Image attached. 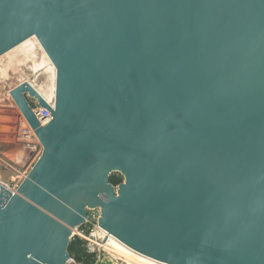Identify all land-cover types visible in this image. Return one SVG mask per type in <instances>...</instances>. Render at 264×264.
<instances>
[{"label": "water", "instance_id": "obj_1", "mask_svg": "<svg viewBox=\"0 0 264 264\" xmlns=\"http://www.w3.org/2000/svg\"><path fill=\"white\" fill-rule=\"evenodd\" d=\"M30 37L55 92L9 93L42 150L0 187V264H65L88 209L158 262L264 264V0H0V56Z\"/></svg>", "mask_w": 264, "mask_h": 264}, {"label": "built area", "instance_id": "obj_2", "mask_svg": "<svg viewBox=\"0 0 264 264\" xmlns=\"http://www.w3.org/2000/svg\"><path fill=\"white\" fill-rule=\"evenodd\" d=\"M10 90L8 92L7 100L11 102V107L13 106L17 109V113L12 124L13 149L8 151L6 155H0V187H3L9 192H15L32 166L40 157L42 148L33 130L30 128L27 121L12 100L9 94ZM48 104L52 107L53 101L48 102ZM29 106L40 125H46L51 120V113L49 110L42 108L37 104L35 106L29 104ZM94 211H97V213L95 212V215H92L91 217L87 215L84 222L72 231L71 239L77 237L82 240V247L84 248V251L86 254L92 256V264H102V262L106 259L103 256V253H107V243L104 242L106 232L102 230L98 224V220L100 218L99 209L91 210V212ZM65 264L85 263L83 260H78L73 255H69ZM113 264L127 263L122 261L120 258H115Z\"/></svg>", "mask_w": 264, "mask_h": 264}, {"label": "rangeland", "instance_id": "obj_3", "mask_svg": "<svg viewBox=\"0 0 264 264\" xmlns=\"http://www.w3.org/2000/svg\"><path fill=\"white\" fill-rule=\"evenodd\" d=\"M33 49H32V54L30 56H32V59L35 62H40L42 59V56H41L42 52L39 50L37 45H35ZM6 54H4L3 56H0V69L7 68L9 65V63H7V60L9 58ZM15 57H16V59L21 60V63L17 64L15 62L14 64H10V66L7 68L6 74H5V75H8V77L5 75H4L5 78L1 77V75L3 73L2 74L0 73V109H1V112H0V155L1 154L6 155L8 151L13 149L12 124H13V119L17 113V109H15V107H13V106L11 107V102L9 100H7L9 90L11 88L15 87V85L17 86L18 84L25 82V81L27 82V80H28V82L31 83V85H33V87L39 93H41V95H48V94H50V90H51L53 81L55 82V78L53 79L52 73L48 72L49 70L40 69V70L34 71L31 68L29 69V67L32 66V61L26 62L24 60V56L21 53H17L15 55ZM35 57H37V58H35ZM1 64L4 67L1 66ZM46 70H47V72H46ZM6 78H7V80H6ZM25 98L28 101V103L31 104L32 106H35L37 104L36 100L34 98L28 96L27 94H25ZM10 158H11V155H10ZM7 175H8V173H7ZM116 187H114V189H116ZM96 210H98V209H96ZM86 211H87V215H89L90 217L97 213V211L91 212L90 209H88ZM103 256L106 259L102 262V264H113L115 258L116 259L120 258L122 261L127 262V260L125 258H122L121 256H119L115 253L113 254V252L110 251L109 249H107V253L106 252L103 253Z\"/></svg>", "mask_w": 264, "mask_h": 264}, {"label": "bare ground", "instance_id": "obj_4", "mask_svg": "<svg viewBox=\"0 0 264 264\" xmlns=\"http://www.w3.org/2000/svg\"><path fill=\"white\" fill-rule=\"evenodd\" d=\"M37 45L39 50L42 52V59L40 62H35L32 59V56H30L32 54V49L34 48V46ZM34 50V49H33ZM17 53H21L24 56V60L26 62L28 61H32V66L29 67V69L31 68L32 70L36 71V70H40V69H47L49 70L48 72L52 73L53 79L55 78V69L53 67V65L51 64V62L49 61L46 53L44 52V50L42 49V47L40 46L39 42L37 41V39L35 37H30L28 39H26L25 41H23L20 45H18L17 47H15L14 49H12L11 51H9L6 55L8 56V60L7 63H9L8 67L10 66V64H14L15 62L17 64L21 63V60L16 59L15 55ZM34 53V52H33ZM35 54V53H34ZM3 56V55H2ZM20 57V56H19ZM2 58V57H1ZM37 58V57H35ZM5 59V58H4ZM7 59V58H6ZM29 64V63H28ZM5 65V64H4ZM7 65V64H6ZM1 66H3L1 64ZM22 66V65H21ZM4 67V66H3ZM7 67V66H6ZM7 67V68H8ZM17 67V66H16ZM19 67V66H18ZM47 67V68H46ZM7 68H2L0 69V73L3 75H1V77H4V75L6 74V70ZM46 70V72H47ZM13 71V70H12ZM16 71V70H15ZM8 72V71H7ZM33 72V71H32ZM8 77V75H5ZM23 77V76H22ZM5 78V77H4ZM7 80V78H6ZM23 80V79H22ZM28 82V80H27ZM33 83V82H32ZM31 84V83H30ZM16 86V85H15ZM33 86V85H32ZM42 87V86H41ZM40 87V88H41ZM54 92H55V83L53 81L51 90H50V94L48 95H42V97L45 99L46 102H52L53 98H54ZM41 94V93H40ZM43 94V93H42ZM6 99V98H5ZM4 111V110H3ZM1 112V109H0ZM3 113V112H2ZM104 242H106V248L109 249L110 251L113 252V254H117L119 256H121L122 258H125L127 260V264H165L162 262H158L154 259H151L149 257H146L144 255L138 254L135 251H133L132 249L128 248L127 246H125L123 243H121L118 239H116L115 237H113L111 234H109L108 232H106L105 234V239Z\"/></svg>", "mask_w": 264, "mask_h": 264}, {"label": "trees", "instance_id": "obj_5", "mask_svg": "<svg viewBox=\"0 0 264 264\" xmlns=\"http://www.w3.org/2000/svg\"><path fill=\"white\" fill-rule=\"evenodd\" d=\"M122 181L123 178L118 173H114L108 178L109 184H111L114 187L121 184ZM82 244H83L82 240H80L77 237L70 239L67 246V252L69 253V255H73L78 260H83L85 264H92L93 263L92 256L86 254L84 248L82 247Z\"/></svg>", "mask_w": 264, "mask_h": 264}]
</instances>
